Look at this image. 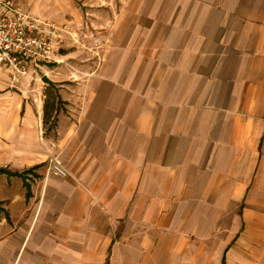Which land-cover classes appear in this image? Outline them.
Here are the masks:
<instances>
[{"label":"crops","instance_id":"1","mask_svg":"<svg viewBox=\"0 0 264 264\" xmlns=\"http://www.w3.org/2000/svg\"><path fill=\"white\" fill-rule=\"evenodd\" d=\"M9 1L58 32L0 67V264H264V0Z\"/></svg>","mask_w":264,"mask_h":264},{"label":"built area","instance_id":"2","mask_svg":"<svg viewBox=\"0 0 264 264\" xmlns=\"http://www.w3.org/2000/svg\"><path fill=\"white\" fill-rule=\"evenodd\" d=\"M57 32L54 24L14 9L9 0H0V67L19 81L30 67L56 63L52 40ZM53 163L49 171L57 176L63 169L56 161Z\"/></svg>","mask_w":264,"mask_h":264},{"label":"trees","instance_id":"3","mask_svg":"<svg viewBox=\"0 0 264 264\" xmlns=\"http://www.w3.org/2000/svg\"><path fill=\"white\" fill-rule=\"evenodd\" d=\"M48 97H46L44 104V126L46 130L50 131L55 127L56 115L60 111L59 104L61 102L57 94Z\"/></svg>","mask_w":264,"mask_h":264},{"label":"rangeland","instance_id":"4","mask_svg":"<svg viewBox=\"0 0 264 264\" xmlns=\"http://www.w3.org/2000/svg\"><path fill=\"white\" fill-rule=\"evenodd\" d=\"M72 38H73V36H71ZM59 42H61V44L59 45V50H58V52L60 51V52H65V53H68L69 51L71 52V51H77V50H82V51H84V50H86L85 49V47H83L79 42H77V41H75V39L73 38V39H71L70 40V42H66V41H63L62 42V40H59ZM69 45H72V46H69ZM60 47H62V48H60ZM65 47V48H64ZM63 49V50H62ZM66 49V50H65ZM57 54V53H56ZM84 54V53H83ZM51 65H54V64H51ZM44 66H47V65H44ZM37 72V71H36ZM40 83L42 84V85H44L42 82H41V79H40ZM44 86H46L47 87V85H44ZM53 94H57V96H58V93L57 92H54V91H46L45 93H44V95L46 96V97H50V96H52ZM48 97V98H49ZM59 97V96H58ZM60 99V98H59ZM60 104H59V110L61 111H64V103L60 100ZM59 111V112H60Z\"/></svg>","mask_w":264,"mask_h":264},{"label":"water","instance_id":"5","mask_svg":"<svg viewBox=\"0 0 264 264\" xmlns=\"http://www.w3.org/2000/svg\"><path fill=\"white\" fill-rule=\"evenodd\" d=\"M41 82L44 84V85H48L50 87H54V83L46 76L44 75L42 78H41Z\"/></svg>","mask_w":264,"mask_h":264}]
</instances>
